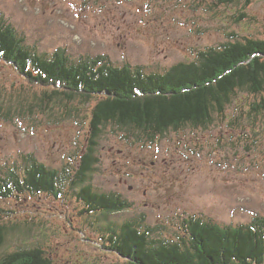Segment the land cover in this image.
<instances>
[{"label": "rangeland", "instance_id": "obj_1", "mask_svg": "<svg viewBox=\"0 0 264 264\" xmlns=\"http://www.w3.org/2000/svg\"><path fill=\"white\" fill-rule=\"evenodd\" d=\"M214 3L0 0V11L40 53L63 48L76 60L106 55L117 65H144L160 72L193 62L196 52L227 43L232 32L239 39H264V0H256L247 9L242 6L248 16L239 24L236 9L213 8ZM0 89L6 90L5 101L12 106L30 108L12 121L0 117L4 163L11 165L21 154H34L59 171L71 163L78 165L87 150L86 120L95 101L88 106L76 101L75 109L82 111L78 119H68L67 110L60 106L55 108V118L47 117L35 105L42 90L28 88L3 65ZM255 102L259 100L240 95L227 109L226 119H217L210 130L172 133L155 145L107 128L97 152L100 164L94 189L125 197L133 206V213L126 217L146 215L148 225L161 228L158 231L170 240L177 239L181 222L189 216L237 226L249 223L251 213L264 215V115L249 117ZM79 189L67 186L57 200L45 196L0 204L12 213L8 221L23 229L36 225L28 235L11 236L1 253L11 254L27 243L32 249L42 246L54 264H132L97 245L94 230L104 227V216L85 213L77 200ZM111 223L117 224L118 217Z\"/></svg>", "mask_w": 264, "mask_h": 264}, {"label": "trees", "instance_id": "obj_2", "mask_svg": "<svg viewBox=\"0 0 264 264\" xmlns=\"http://www.w3.org/2000/svg\"><path fill=\"white\" fill-rule=\"evenodd\" d=\"M255 2L215 0L213 8L236 9L239 24L248 16L242 6L247 9ZM228 36L227 43L196 52L193 62L159 72L144 65H117L106 55L76 60L63 48L40 53L0 11V65L14 71L28 88L42 90L35 105L43 114L55 118L60 106L68 119H78L82 111L75 109L76 101L96 103L89 121L85 119L87 150L78 165L59 171L34 154H21L11 165L0 159V204L45 196L57 200L67 186L72 191L80 188L77 200L85 213L104 216V227L94 230L97 245L132 264H264V215L251 213L249 223L237 226L189 216L181 222L177 239L170 240L158 231L161 228L148 225L146 215L126 217L133 206L125 197L99 193L93 186L100 139L109 127L155 145L172 133L210 130L217 119H226L227 109L240 95L259 100L251 106L250 118L264 115V39H239L234 32ZM5 92L0 89V117L12 121L26 115L30 108L12 106ZM10 215L0 208V264H54L40 245L32 249L23 243L11 254L1 253L11 236L28 235L36 227L23 229L8 221ZM115 217L117 224L111 223Z\"/></svg>", "mask_w": 264, "mask_h": 264}, {"label": "flooded vegetation", "instance_id": "obj_3", "mask_svg": "<svg viewBox=\"0 0 264 264\" xmlns=\"http://www.w3.org/2000/svg\"><path fill=\"white\" fill-rule=\"evenodd\" d=\"M132 188H133V187H130V188H129V189H130V191H132Z\"/></svg>", "mask_w": 264, "mask_h": 264}, {"label": "bare ground", "instance_id": "obj_4", "mask_svg": "<svg viewBox=\"0 0 264 264\" xmlns=\"http://www.w3.org/2000/svg\"><path fill=\"white\" fill-rule=\"evenodd\" d=\"M221 2H223V1H221Z\"/></svg>", "mask_w": 264, "mask_h": 264}]
</instances>
